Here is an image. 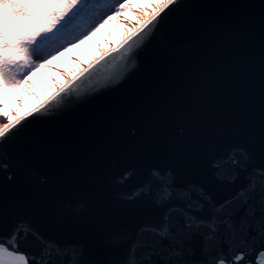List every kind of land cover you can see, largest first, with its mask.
Instances as JSON below:
<instances>
[{"label":"water","instance_id":"95a60500","mask_svg":"<svg viewBox=\"0 0 264 264\" xmlns=\"http://www.w3.org/2000/svg\"><path fill=\"white\" fill-rule=\"evenodd\" d=\"M133 32L69 78L53 92L72 82L65 93L0 145V163L8 164L0 167V234L28 222L63 248L54 259L119 264L140 229L159 224L180 202L125 199L152 170L171 173L177 189L198 185L219 203L245 180L243 172L234 183L218 180L217 156L242 147L264 167V0H177L124 44ZM246 207L228 209L237 224ZM247 235L256 264L264 241L255 228ZM242 238L236 234L234 244ZM228 247L223 236L206 244L196 232L178 233L137 257L208 264ZM21 249L39 255L31 235Z\"/></svg>","mask_w":264,"mask_h":264},{"label":"snow or ice","instance_id":"6c2138e0","mask_svg":"<svg viewBox=\"0 0 264 264\" xmlns=\"http://www.w3.org/2000/svg\"><path fill=\"white\" fill-rule=\"evenodd\" d=\"M176 2L177 0H160L145 17L142 27L123 43L133 40L140 31L157 21L161 14ZM116 3L119 7L113 9L115 15L105 19L94 31L89 32V27L94 23L89 12L91 0H0V93L27 83L26 79L17 78L21 75V70H28L24 73L26 77L35 68H43L51 60H56L57 56L52 55L53 52L63 55L64 52L70 51L65 45H74L77 41L84 44L90 40L110 21L117 19L125 9L126 5L120 3V0H116ZM147 35L148 33L145 37ZM81 36L83 39H80ZM33 55L35 60H42L44 63L35 64ZM71 83L60 88L44 104L25 115L9 117L7 123L0 124V145L12 140L24 127L22 121L60 97L70 88ZM3 115L9 116L7 112ZM17 125L21 127L17 128ZM14 128L15 132L12 131ZM0 167L7 168L8 164L0 163ZM212 167L216 178L222 182L234 183L243 172L245 183L231 197L218 203L202 187L190 185L177 189L171 173L162 175L158 170H152L143 185L125 194L127 201L144 196L151 197L153 203L158 206L170 204L172 200L180 202L170 204L159 224L145 225L140 229L136 242L119 264H153L151 260L138 258L137 251L144 249V255L151 256L157 251L160 240L175 239L178 233L190 236L193 232L203 236L206 244H218L222 236L229 242L227 251L219 250L208 264H253V261L248 259L253 249L247 244V233L249 228H255L264 241V167L255 166L252 156L242 147L231 148L217 156ZM127 178L128 174H125L122 180ZM157 183L160 187L153 195V185ZM237 202L241 207L247 205L245 216L239 224L233 219L234 212L228 211L230 206ZM205 211L206 215H200ZM256 211L261 213L259 219H255ZM236 234L243 237L239 246L233 242ZM29 235L39 245L38 256L21 249L22 241ZM149 236L158 239L149 240ZM261 247L264 249V243ZM62 252L63 248L56 241L40 235L28 222H19L8 235L0 234V264H66L63 260L53 258L54 254L58 256ZM70 264L82 262L73 259ZM175 264H179V261ZM256 264H264V250L258 252Z\"/></svg>","mask_w":264,"mask_h":264},{"label":"bare ground","instance_id":"6f19581e","mask_svg":"<svg viewBox=\"0 0 264 264\" xmlns=\"http://www.w3.org/2000/svg\"><path fill=\"white\" fill-rule=\"evenodd\" d=\"M159 2L160 0H128V4L135 6L134 12H129V14L124 15L125 18H128L127 23L122 25L121 30L116 32L114 37L108 40L107 46L101 52L95 54L92 60L99 57L107 50L114 48L122 39L133 32L140 24H142V22L145 21V17L151 12L152 7ZM88 64L89 63H87L83 57L72 59V64L70 66H66L64 69L56 67L52 69V72L46 73L45 76L41 78L40 84H37L36 79L32 75L27 76L25 78L27 83H23L21 90L18 92V99L23 105L19 114L26 113L35 108L41 102L45 101L69 78L82 71ZM61 75H66L67 79L62 81ZM53 83H56V86H54ZM33 95H37L38 98L31 100Z\"/></svg>","mask_w":264,"mask_h":264},{"label":"rangeland","instance_id":"374dc122","mask_svg":"<svg viewBox=\"0 0 264 264\" xmlns=\"http://www.w3.org/2000/svg\"><path fill=\"white\" fill-rule=\"evenodd\" d=\"M125 1L126 0H120V3H123ZM93 8H94V13H93L94 21L104 20L108 18L114 12L113 11L114 8H112L108 2L102 1V0H95L93 2ZM134 9H135V6L130 5L126 7L124 10H122L121 11L122 13L121 21L119 22V20H116L113 23V25H111L107 29V31L99 39V41L97 40L98 42L94 40L95 41V43L93 41L94 44L92 42L89 43V44L92 43L93 45H89L88 43L87 45L86 43L84 44L77 43L76 47H73V48H76L72 50L73 52L70 53V51H67V52H64L63 55H59L58 53H56V56H57L56 60H51V62L47 63V65H45V67L43 68H35L34 70H32L31 72H33V74L35 75V78H37L36 79L37 84H40L41 78H43L46 73L52 72L53 68L57 67L59 69H64L66 66H70L72 64V59H79V57H83L84 60H86L87 63H89L93 59L95 54H97L98 52H101L107 46L108 40L114 37L116 32L121 30L122 25L124 23H127L128 18H125L124 15L129 14V12L130 13L134 12ZM33 61L35 64H38L41 60H35V56L33 55ZM26 71L27 69L21 70V75H19L18 78L22 79ZM40 75L41 77H39ZM66 77H67L66 75H61L62 81L66 80L67 79ZM54 86H56V83L54 84ZM16 97H17V94H15V92L14 93L12 92L4 93L2 95V98L0 99L1 112H2V109H6V110L8 109L12 112V116H17V114L21 111L23 105L20 101H17ZM37 98H38L37 95H33L31 100L32 99L34 100ZM8 119L9 117H5L3 114L0 113V124L6 123Z\"/></svg>","mask_w":264,"mask_h":264},{"label":"trees","instance_id":"16d2710c","mask_svg":"<svg viewBox=\"0 0 264 264\" xmlns=\"http://www.w3.org/2000/svg\"><path fill=\"white\" fill-rule=\"evenodd\" d=\"M95 0H91V4H90V8H89V12L91 13V18H92V20H94L93 19V13H94V8H93V2H94ZM102 1H106V2H108L110 5H112V6H114V5H116V0H102ZM116 20H119L118 18L117 19H115V20H112V21H110V23L109 24H107V25H105V27H104V29L103 30H100L99 32H98V34H96L95 36H93L90 40H88V41H86L85 43H86V45H87V43L89 44L90 42H92L93 43V41L95 40L96 42H98L99 41V39L105 34V32L107 31V29L111 26V25H113V23L116 21ZM93 29V27L92 26H90L89 27V29H88V31L90 32L91 30ZM85 34H87V33H85ZM80 39H83V36H81L80 37ZM98 40V41H97ZM95 41H94V43H95ZM78 42V41H77ZM89 44V45H93V44ZM66 46V45H65ZM55 54V52H53L52 53V55H54ZM17 78H18V76H17ZM19 79V78H18ZM18 88H15V89H13V88H9L6 92H12V93H14L16 90H17ZM6 92H4V93H6ZM4 93H0V99L2 98V95L4 94ZM5 112H7L8 114H9V116L8 117H11L12 116V112L10 111V110H6V109H2V112H1V110H0V113L1 114H3V113H5Z\"/></svg>","mask_w":264,"mask_h":264}]
</instances>
